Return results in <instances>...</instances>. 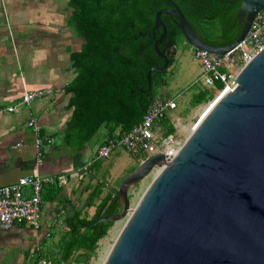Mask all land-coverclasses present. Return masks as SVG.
Masks as SVG:
<instances>
[{
    "label": "water",
    "instance_id": "95a60500",
    "mask_svg": "<svg viewBox=\"0 0 264 264\" xmlns=\"http://www.w3.org/2000/svg\"><path fill=\"white\" fill-rule=\"evenodd\" d=\"M167 1L170 7L154 12L147 34L160 29L152 43L156 56L166 34L161 13L174 17L188 45L223 54L264 9V0H240L237 36L212 46ZM166 66L149 67L147 84L151 71ZM154 168L130 207L128 188ZM116 193L119 211L95 221L124 219L101 264H264V45L237 71L233 87L209 103L175 153L143 158Z\"/></svg>",
    "mask_w": 264,
    "mask_h": 264
},
{
    "label": "crops",
    "instance_id": "0c3cea01",
    "mask_svg": "<svg viewBox=\"0 0 264 264\" xmlns=\"http://www.w3.org/2000/svg\"><path fill=\"white\" fill-rule=\"evenodd\" d=\"M68 2L0 0V108L14 105L25 91L53 90L15 111H0V186L25 174L66 177L60 185L42 186L37 229L25 224L0 228V264H36L44 256L40 246L45 241L50 244L47 250L54 254L68 227L65 220L75 212L89 218L94 212L88 213L90 206L111 189L104 183L100 195L87 206L93 186L101 183L104 165L98 172L93 165L97 146L109 137L107 130L99 128L77 149L67 147L63 139L71 109L67 108L69 95L62 87L74 74L69 53L83 41L68 26ZM29 116L37 120L39 134L46 137L39 160L33 147L34 134L26 125ZM24 193L28 194L27 187Z\"/></svg>",
    "mask_w": 264,
    "mask_h": 264
},
{
    "label": "trees",
    "instance_id": "16d2710c",
    "mask_svg": "<svg viewBox=\"0 0 264 264\" xmlns=\"http://www.w3.org/2000/svg\"><path fill=\"white\" fill-rule=\"evenodd\" d=\"M171 1L207 44L224 46L237 36L239 25L235 15L240 0ZM68 5L71 8L68 26L83 41L69 53L74 74L62 91L69 95L67 108L71 112L62 133L67 147L77 149L101 127L107 130L108 138L127 131L141 119L157 95L154 92L148 99L139 89L147 88V69L160 62L152 48L157 33L153 37L147 35L154 12L170 3L167 0H69ZM160 20L166 37L177 42L182 35L174 17L161 13ZM154 75L157 73H150V82ZM215 84L220 86L218 82ZM210 97L207 89L198 88L191 97L190 108ZM161 124L165 134L174 132L166 118ZM116 128L118 133L114 134ZM99 184L93 186L87 206L100 195ZM116 194V189L107 191L89 218L79 217V212H75L65 220L68 227L50 262L88 264L98 239L112 223L95 221L119 211Z\"/></svg>",
    "mask_w": 264,
    "mask_h": 264
},
{
    "label": "built area",
    "instance_id": "2783aa9c",
    "mask_svg": "<svg viewBox=\"0 0 264 264\" xmlns=\"http://www.w3.org/2000/svg\"><path fill=\"white\" fill-rule=\"evenodd\" d=\"M264 45V9L258 11L243 39L232 49L215 54L203 49L193 50L194 58L203 70L202 86L211 94L212 101L221 93L230 90L240 67ZM216 82L220 86H216ZM53 92L51 88H38L25 91L14 105L0 108V111L12 112L18 106H27L34 98ZM175 108L172 98L157 94L144 110L141 119L127 131L116 137L107 138L95 152L96 157H108L111 150L120 147L132 155L148 157L162 153L172 156L180 146L181 138L174 132L165 134L161 120L166 118L165 111ZM167 119V118H166ZM173 127V123L169 122ZM26 125L34 134L33 147L36 158H41L40 146L46 137L39 134V125L33 116H29ZM16 145H19L17 143ZM64 176H40L25 174L14 182L0 186V228L7 229L14 224H25L34 229L39 227L40 191L44 184L60 185ZM28 188L25 195L24 189ZM36 264H54L41 257Z\"/></svg>",
    "mask_w": 264,
    "mask_h": 264
},
{
    "label": "rangeland",
    "instance_id": "374dc122",
    "mask_svg": "<svg viewBox=\"0 0 264 264\" xmlns=\"http://www.w3.org/2000/svg\"><path fill=\"white\" fill-rule=\"evenodd\" d=\"M181 41V37L177 39L176 44L178 48L173 63L167 67L166 72L162 74L166 83L162 85L157 94L168 96L174 100L175 108L165 111V116L168 122L175 125L174 130L179 135L182 142L188 135L193 124L212 101V97L190 108L189 104L193 93L202 86L203 70L200 63L193 56L194 48ZM142 159V156L132 155L120 147H115L111 150L109 156L106 158L97 157L93 165V170L98 172L102 169V165H104L99 177L101 182L99 186L101 187L106 183L109 188L117 190L121 180L131 172ZM156 171L157 168L152 169L139 183L128 188L127 193L130 207L134 205L142 190ZM101 190H103L102 187ZM105 190L106 189H104V191ZM94 209L95 204L90 206L88 213H92ZM123 222L124 219H120L111 223L105 235L98 239L94 256L89 259L88 264L102 263ZM50 239H52V237ZM48 248H50L48 241L41 244L40 253L44 255L43 257H51L50 250H47Z\"/></svg>",
    "mask_w": 264,
    "mask_h": 264
},
{
    "label": "flooded vegetation",
    "instance_id": "af4514ba",
    "mask_svg": "<svg viewBox=\"0 0 264 264\" xmlns=\"http://www.w3.org/2000/svg\"><path fill=\"white\" fill-rule=\"evenodd\" d=\"M168 7H170V6H168ZM170 16H172V15H170ZM155 31L158 34V32L160 31V29H157ZM156 37H157V35H156ZM181 38H182V41L181 42L187 44L186 41L184 40V38L183 37H181ZM166 40L170 41L171 44H166L165 45V41ZM158 46H159L158 48L160 50L163 49L159 53L160 55L159 56H156L159 59L160 62L157 63V64L152 65L151 67L160 66L164 62H166V65L167 66L164 69H162L161 71H157L156 72L157 73V76L154 75V77L151 79V82L149 80V84H147V88L144 89L146 91L142 93V94H145L148 99H151L152 96H153V94H154V92H158L160 90V88L162 87V85H165L166 81L162 77V74H164L166 72L167 67H169L173 63V60L175 58V54H176L177 48H178L176 42L173 41V40L168 39L166 37V34L164 36V39L158 44ZM190 47H192V46H190ZM151 72H153V71H151Z\"/></svg>",
    "mask_w": 264,
    "mask_h": 264
}]
</instances>
